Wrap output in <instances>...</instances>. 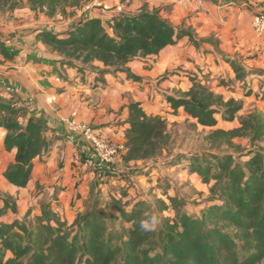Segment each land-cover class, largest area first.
Listing matches in <instances>:
<instances>
[{
  "label": "trees",
  "instance_id": "obj_1",
  "mask_svg": "<svg viewBox=\"0 0 264 264\" xmlns=\"http://www.w3.org/2000/svg\"><path fill=\"white\" fill-rule=\"evenodd\" d=\"M23 1L0 0V11L11 13ZM182 37L198 44L191 29L176 27L157 10L147 9L107 22L88 18L62 33L42 29L35 34L36 40L63 57L62 62L97 60L103 63L100 74L124 71L137 82L141 77L131 73L127 64L157 55ZM16 53L0 36V62L12 60ZM191 77L187 90L165 97L173 110L182 108L202 126H214L216 115L232 120L240 105L233 98L224 99L196 76ZM14 98V94L6 97L0 93L4 147L7 151L15 149L2 176L12 186L26 188L33 160L48 148L46 126L36 116L25 117V109L16 106ZM127 110L120 161L154 157L168 141L166 117L145 111L140 101H130ZM237 136L262 141L263 147L239 153L238 158L229 153H206L186 163L185 168L210 183L209 192L216 199L199 216L183 211L163 216L143 199H135L125 207L123 192L112 198L116 215L102 212L95 201L69 224L46 203L41 213L30 219L26 211L21 219L0 222V264H260L264 260L263 115L253 111L240 120L239 127L214 129L207 137L217 145L222 141L232 145L230 138ZM240 157H245L242 162ZM167 199L169 205L158 201V212L169 207L177 210L176 199ZM0 201V217L7 209L17 213L16 205L10 204L4 194L0 193ZM153 216L159 220L157 229L142 230L141 222Z\"/></svg>",
  "mask_w": 264,
  "mask_h": 264
},
{
  "label": "rangeland",
  "instance_id": "obj_2",
  "mask_svg": "<svg viewBox=\"0 0 264 264\" xmlns=\"http://www.w3.org/2000/svg\"><path fill=\"white\" fill-rule=\"evenodd\" d=\"M24 0L18 8H28L34 12L36 28L54 26L55 23L82 22V6L89 0ZM98 15L104 22L115 17L130 16L141 9L157 10L174 26L189 28L198 44L193 45L188 37H182L175 44L167 46L161 53L162 59L147 56L136 61L144 63V69L154 68L148 79L142 80L141 92L147 90L144 107L154 104L155 111H161L167 121L168 141L163 149L146 160L121 163L120 157L108 166L88 167L95 173L104 172L108 177L117 179L102 189L103 175L96 177L91 185L87 199L78 208L82 213L97 207L104 213L116 215L112 198L120 197L127 207L135 199L150 203L155 213L172 217L175 211H183L192 216H199L202 209L215 199L209 192V184L196 172L186 170L191 158L201 157L206 153H229L237 157L239 153H248L250 149L263 147L262 141L252 142L249 137L230 138V143L222 141L220 145L211 142L208 134L214 129L230 130L240 126V120L249 113L257 111L264 117V34L257 36L252 19L257 13L264 12V0H101ZM44 3V4H42ZM4 13L5 11L1 10ZM80 19V20H79ZM207 39V41H201ZM75 62L78 60H74ZM73 61V62H74ZM80 61V60H79ZM72 62V63H73ZM157 63V64H156ZM236 65V69L234 66ZM191 76L201 79L208 88L224 99L233 98L240 109L232 120H223L216 115L214 126L195 124L182 108L173 110L167 102V95H176L191 86ZM145 93V91H144ZM238 158V157H237ZM236 158V160H237ZM245 158V157H244ZM243 157L238 160L242 162ZM178 161V162H177ZM239 162V161H238ZM108 169V170H107ZM143 175H149L144 179ZM1 181V180H0ZM111 186V188H110ZM2 185L0 183V191ZM19 191L24 196L19 198ZM16 196L3 192L10 204H15L17 213L29 211V219L35 213L30 206V184L28 188L16 189ZM79 196V193H77ZM74 196V201L77 200ZM167 196L176 199L177 210L168 208L159 211V200L169 205ZM56 203L55 199H53ZM41 206L45 200L37 202ZM57 204V203H56ZM171 206V205H170ZM9 213H14L11 209ZM64 216L67 213H62ZM69 214V213H68ZM69 215L75 218V215ZM7 219V218H6ZM264 264V260L260 263Z\"/></svg>",
  "mask_w": 264,
  "mask_h": 264
},
{
  "label": "crops",
  "instance_id": "obj_3",
  "mask_svg": "<svg viewBox=\"0 0 264 264\" xmlns=\"http://www.w3.org/2000/svg\"><path fill=\"white\" fill-rule=\"evenodd\" d=\"M98 10L94 8L84 13L81 21L92 17L101 19ZM36 23L34 12L28 8H16L11 13L0 12V36L17 51L12 60L0 62V93L6 97L14 94L16 106L25 109V117L36 116L46 126L44 136L48 148L33 160L27 185L28 188L30 184V206H34L32 211L35 215L40 214L42 206L37 202L45 200L70 224L73 217L69 215H75L81 210L78 207L87 199L98 175H103L101 178L104 180L108 179L101 184L102 189L118 183L117 179L108 177L104 170L95 173L86 167L85 161L88 158L95 160V155L84 134L78 129H70V120L75 119L78 124L92 127L100 138L110 140L123 149L125 129L128 126L125 123L127 104L130 101H140L147 112H162L155 111L154 104H149L150 109L144 107L148 89L141 92L139 86L142 82L132 81L126 72L100 74L103 63L97 60L87 63L78 60L71 64L62 62L63 57L58 52L35 39L38 30L62 33L75 28L76 22L55 23L54 26L41 29H35ZM163 50L149 56L161 60ZM143 65L142 61L133 60L127 67L131 73L140 76L142 81L152 75H147V71L154 70L144 69ZM51 98L54 100L51 101ZM19 119L23 121L24 117ZM4 137L5 130L0 128V192L15 197L16 189L25 188L12 186L2 176L7 163L15 155L14 148L10 151L5 149ZM148 176L142 177L147 179ZM23 196L24 193L19 191V198ZM74 196H77L76 201ZM9 212L10 209H7L0 217V222L21 219L25 213ZM63 212L67 215L64 216Z\"/></svg>",
  "mask_w": 264,
  "mask_h": 264
},
{
  "label": "built area",
  "instance_id": "obj_4",
  "mask_svg": "<svg viewBox=\"0 0 264 264\" xmlns=\"http://www.w3.org/2000/svg\"><path fill=\"white\" fill-rule=\"evenodd\" d=\"M102 5L101 0H89L82 6L84 13ZM252 26L257 36L264 34V12L257 13L253 16ZM54 98H51L53 101ZM69 127L72 130L81 131L89 143L90 149L95 155V160L88 158L85 165L88 167L108 166L114 163L122 153V147L114 142L100 138L92 127L86 124H78L75 119L70 120Z\"/></svg>",
  "mask_w": 264,
  "mask_h": 264
},
{
  "label": "clouds",
  "instance_id": "obj_5",
  "mask_svg": "<svg viewBox=\"0 0 264 264\" xmlns=\"http://www.w3.org/2000/svg\"><path fill=\"white\" fill-rule=\"evenodd\" d=\"M159 225V220L155 216L145 219L141 222V228L144 231H155Z\"/></svg>",
  "mask_w": 264,
  "mask_h": 264
}]
</instances>
